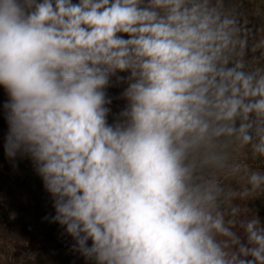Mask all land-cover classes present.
<instances>
[{
  "label": "clouds",
  "instance_id": "1",
  "mask_svg": "<svg viewBox=\"0 0 264 264\" xmlns=\"http://www.w3.org/2000/svg\"><path fill=\"white\" fill-rule=\"evenodd\" d=\"M250 15L264 8L0 0V154L31 166L83 264H264Z\"/></svg>",
  "mask_w": 264,
  "mask_h": 264
},
{
  "label": "rangeland",
  "instance_id": "2",
  "mask_svg": "<svg viewBox=\"0 0 264 264\" xmlns=\"http://www.w3.org/2000/svg\"><path fill=\"white\" fill-rule=\"evenodd\" d=\"M257 8H264L260 0H245V9L251 14ZM254 23V16L250 15ZM255 24V23H254ZM2 131V127H0ZM0 205L5 206L11 218L24 220L33 234L41 235L48 245L41 254L30 247L16 230L0 227V264H83V261L69 252L70 238L62 235V229L43 219L52 214L50 198L43 191L40 179L27 162H22L18 171H13L0 154ZM258 210L264 218V200L249 205ZM254 210V209H253Z\"/></svg>",
  "mask_w": 264,
  "mask_h": 264
},
{
  "label": "trees",
  "instance_id": "3",
  "mask_svg": "<svg viewBox=\"0 0 264 264\" xmlns=\"http://www.w3.org/2000/svg\"><path fill=\"white\" fill-rule=\"evenodd\" d=\"M254 23L259 25L264 23V20L255 17L253 19ZM4 226L7 229L16 230L18 235L27 240L30 244V247L34 248L37 253L41 254L44 248L48 245L46 239L37 234H33L28 226L25 225V222L22 218L14 216L13 218L6 212V208L3 205H0V227Z\"/></svg>",
  "mask_w": 264,
  "mask_h": 264
}]
</instances>
